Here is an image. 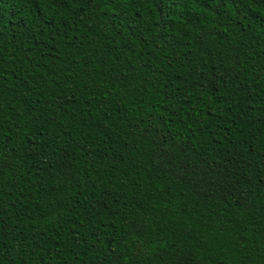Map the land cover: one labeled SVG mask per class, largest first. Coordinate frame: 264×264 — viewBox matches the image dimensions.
I'll return each mask as SVG.
<instances>
[{"label":"trees","instance_id":"obj_1","mask_svg":"<svg viewBox=\"0 0 264 264\" xmlns=\"http://www.w3.org/2000/svg\"><path fill=\"white\" fill-rule=\"evenodd\" d=\"M0 264H264V0H0Z\"/></svg>","mask_w":264,"mask_h":264}]
</instances>
